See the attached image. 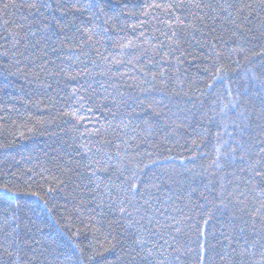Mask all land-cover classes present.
Returning a JSON list of instances; mask_svg holds the SVG:
<instances>
[{
  "label": "trees",
  "instance_id": "obj_1",
  "mask_svg": "<svg viewBox=\"0 0 264 264\" xmlns=\"http://www.w3.org/2000/svg\"><path fill=\"white\" fill-rule=\"evenodd\" d=\"M178 2L0 0V264H264V0Z\"/></svg>",
  "mask_w": 264,
  "mask_h": 264
},
{
  "label": "snow or ice",
  "instance_id": "obj_2",
  "mask_svg": "<svg viewBox=\"0 0 264 264\" xmlns=\"http://www.w3.org/2000/svg\"><path fill=\"white\" fill-rule=\"evenodd\" d=\"M32 6L35 7V5H32ZM187 6L199 9L201 13H203L205 8H208V9H213L214 8L213 4H211V3L205 4V3H203V0H188ZM152 7L159 8L160 5L159 4H155V5H152ZM165 7H169V8L180 7V8H183V7H185L184 0H179V2L177 4L167 5ZM233 7L234 6L231 5V4H229L227 8H225L223 5H221L220 6V11L221 12H227L228 8H233ZM244 7L251 8L252 5L249 4V5H245ZM237 11L242 12L243 9L240 8V9H237ZM231 15H232V13L228 12V17H231ZM177 19L179 20V17H177ZM201 19H203V16H201ZM213 19H216V17H213ZM189 26H191V25H189ZM124 47H127V45H124ZM213 47H215V45H213ZM217 55H219V53H217ZM215 72H216V75L213 77V79L214 80L220 79L221 78V73L223 72V69L222 68H216ZM209 87H211V85H209ZM93 175H94V173H93ZM136 187L137 186L135 184L132 185L133 190H136ZM5 191H8V189H5ZM33 195H35V193H33ZM225 207H226V205H225ZM120 211L124 212L125 209L123 207H121ZM255 212H256L257 215H255L253 217L254 220H256V219L264 220V200H261L260 208H257L255 210ZM142 242L143 241H141V240L137 241V243H142ZM229 243H231V241H229ZM201 247L203 248V245H201ZM201 261H203V256L201 257Z\"/></svg>",
  "mask_w": 264,
  "mask_h": 264
}]
</instances>
